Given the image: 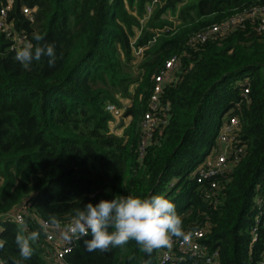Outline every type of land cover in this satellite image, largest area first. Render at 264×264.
<instances>
[{"label":"trees","instance_id":"1","mask_svg":"<svg viewBox=\"0 0 264 264\" xmlns=\"http://www.w3.org/2000/svg\"><path fill=\"white\" fill-rule=\"evenodd\" d=\"M182 1L0 0V9L11 4L8 19L27 43L35 45L33 34H41L40 43L53 44L57 56L54 67L48 57L24 67L0 31V264L19 259L20 224L4 215L22 211L29 230L40 232L23 264H51L41 221L57 227L50 222L55 215L67 226L75 209L127 195L172 201L186 233L203 228L219 248L217 264L264 263V31L249 21L205 43H189L196 32L264 0H190L179 24L164 20ZM24 8L33 11L27 15ZM144 20L147 28L136 38ZM174 55L180 64L162 93L167 122L141 155V120L155 76ZM139 58L143 73L135 78L125 67ZM121 96L132 101L124 113L131 120L119 137L110 131L115 117L107 107L120 106ZM226 114L240 119L234 143L243 151L213 189L210 180L198 183L194 172L217 144ZM86 239L90 230L65 264H158L162 251L148 255L130 241L89 252Z\"/></svg>","mask_w":264,"mask_h":264},{"label":"built area","instance_id":"2","mask_svg":"<svg viewBox=\"0 0 264 264\" xmlns=\"http://www.w3.org/2000/svg\"><path fill=\"white\" fill-rule=\"evenodd\" d=\"M150 9L151 7H149V10ZM10 10L11 4L0 9V31L4 32L6 37L13 42L11 48L17 49L27 44V38L17 32L15 34L11 30L10 25L14 26V23L8 19V12ZM32 11L33 10L28 8L23 9V12L27 15H30ZM249 21H251L257 31H264V5H256L244 9L227 18L222 23L214 24L196 32L191 36L189 43L191 45L205 43L215 35L226 34L239 27L244 28ZM155 39L156 36H154L150 43H153ZM16 41L20 44L19 47L15 46ZM142 52V48L137 51L138 54ZM179 62L180 58L174 55L167 60L165 67L155 76V84L148 101V110L141 120V128L143 131V141L140 146L141 155H143L146 145L153 137L156 128L160 124H165L167 122V119L161 116L163 111L169 110V105H163L162 103V93L166 83L170 80L172 72L179 67ZM245 92H248V90ZM107 108L113 111L115 115L120 114L116 105H108ZM239 125L240 119L238 117H228L219 135L225 149L219 153L216 158H206L205 162L199 166L195 173L198 183L210 180L212 181L211 187L213 189L217 188L218 184L215 179L224 176L225 173L230 171V169L240 161L243 149L234 143L236 130ZM2 220L13 221L20 224L21 221L25 222V216L22 211L14 212L4 215ZM259 222L260 220L257 217L256 223L251 231L253 242L258 240ZM41 223L46 233V244L49 247L51 264H65L66 255L72 253L78 247L79 240L73 238L71 241H66L61 237L60 233L69 225L53 227L45 221H41ZM219 255V248L208 243L206 230L198 228L192 232H188L187 240L174 239L173 246L170 249H162L158 264H185V262H188L190 259L200 261L204 264H217Z\"/></svg>","mask_w":264,"mask_h":264},{"label":"clouds","instance_id":"3","mask_svg":"<svg viewBox=\"0 0 264 264\" xmlns=\"http://www.w3.org/2000/svg\"><path fill=\"white\" fill-rule=\"evenodd\" d=\"M37 42L24 44L15 50V59L24 67L34 60L40 61L48 57L49 67H54L57 56L53 44H41L44 37L34 33ZM72 223L60 233L66 241L73 238L80 240L91 233V239L84 240L87 251L107 252L113 248L123 247L135 241L141 252L151 255L160 249H170L174 239H188L181 216L175 204L163 195H152L146 198L139 196H119L111 200L91 202L74 210ZM52 225L59 226L56 216L50 217ZM40 238L39 231H30L27 223L20 222L15 235V244L19 251V259L13 258V264H23L31 259L33 245ZM4 241L0 240V249Z\"/></svg>","mask_w":264,"mask_h":264},{"label":"rangeland","instance_id":"4","mask_svg":"<svg viewBox=\"0 0 264 264\" xmlns=\"http://www.w3.org/2000/svg\"><path fill=\"white\" fill-rule=\"evenodd\" d=\"M189 1L190 0H183L179 5H177V9H176L175 12L168 11L167 13H165L162 16L163 19L166 20V21L172 22L174 24H179V20H178L179 12H180L182 6H184L187 3H189ZM149 7L150 6H148V12L152 13L153 10H154V7H151L150 10H149ZM10 28L16 34L15 27L10 25ZM145 28H147L146 20L142 21V25H141L140 28L135 29L136 38L141 35L142 30L145 29ZM134 38L135 37H133V42L135 41ZM15 46L16 47H19L20 44L16 41L15 42ZM136 54H138V53L136 52ZM122 59H123V57H122ZM140 62H141V58L136 59V60L131 61V62H128V66L125 67L126 71L128 73L131 72V74H133V77H135V78L137 77V75L140 76L143 73V71L140 68H138ZM136 86H137V84H132L129 87V92H132L133 93V91L135 90ZM119 101H120V106H116V108L118 109V111H119L120 114L115 115L113 113V115H114L115 118H114L113 121H111L109 123V126H110L111 133H113L116 136L122 137L124 135V133H125V130H126L128 124H129L130 120H131V117L124 116V113L127 110V108L129 106H131V101L132 100L130 99V97H123V96H121L119 98ZM110 105H114V104H110ZM225 118H228V115L227 114L225 115ZM226 122H227V120L225 121V123ZM225 123H224V125H225ZM221 132H222V130H221ZM221 132H220V134H221ZM224 149L225 148H224V145L222 144V141L220 140V138H218L217 144L213 145V147L210 149V152H209L208 156L207 157H204V158H208V157H210V158H214L215 157L216 158L218 156V154L221 153ZM201 162L198 163V165L196 166L194 175H195L197 169L199 168V165L201 164ZM256 220H257V217H256Z\"/></svg>","mask_w":264,"mask_h":264},{"label":"crops","instance_id":"5","mask_svg":"<svg viewBox=\"0 0 264 264\" xmlns=\"http://www.w3.org/2000/svg\"><path fill=\"white\" fill-rule=\"evenodd\" d=\"M48 258H49V260H50V253H49V250H48Z\"/></svg>","mask_w":264,"mask_h":264}]
</instances>
